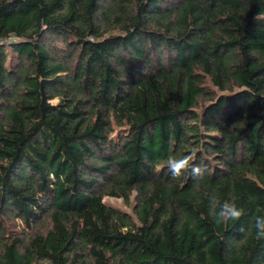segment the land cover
I'll use <instances>...</instances> for the list:
<instances>
[{
    "label": "trees",
    "instance_id": "obj_1",
    "mask_svg": "<svg viewBox=\"0 0 264 264\" xmlns=\"http://www.w3.org/2000/svg\"><path fill=\"white\" fill-rule=\"evenodd\" d=\"M257 215L264 0H0V264H264Z\"/></svg>",
    "mask_w": 264,
    "mask_h": 264
},
{
    "label": "clouds",
    "instance_id": "obj_2",
    "mask_svg": "<svg viewBox=\"0 0 264 264\" xmlns=\"http://www.w3.org/2000/svg\"><path fill=\"white\" fill-rule=\"evenodd\" d=\"M194 154L184 155L181 158L169 157L167 165L168 170L173 178H179L185 173L195 179H202L206 172V166L203 164H194ZM214 200V198H212ZM245 215V209L238 206L234 202H224L217 206L214 213V221L217 224H224L229 221L238 222ZM254 228L255 238L257 240L264 239V215L253 217V222L248 228L241 227V231L245 232Z\"/></svg>",
    "mask_w": 264,
    "mask_h": 264
},
{
    "label": "rangeland",
    "instance_id": "obj_3",
    "mask_svg": "<svg viewBox=\"0 0 264 264\" xmlns=\"http://www.w3.org/2000/svg\"><path fill=\"white\" fill-rule=\"evenodd\" d=\"M104 201L110 205L116 206L120 209H123L129 213H132V207L125 203L122 198L112 197V196H105Z\"/></svg>",
    "mask_w": 264,
    "mask_h": 264
}]
</instances>
